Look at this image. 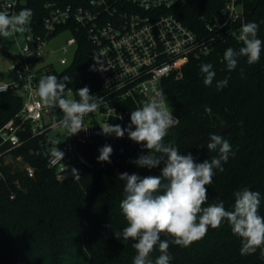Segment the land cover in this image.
<instances>
[{
    "label": "trees",
    "instance_id": "1",
    "mask_svg": "<svg viewBox=\"0 0 264 264\" xmlns=\"http://www.w3.org/2000/svg\"><path fill=\"white\" fill-rule=\"evenodd\" d=\"M80 4L88 0H27L36 25L45 15L46 2ZM225 0H177L169 10L208 48L206 54L190 57L180 74L163 82L169 108L179 123L168 130L165 144H172L183 155L191 154L200 163L217 155L208 151L210 136H223L231 153L224 171L214 170L207 187L208 204L223 201L227 210L234 205V192L248 188L260 193V214L264 215V45L259 62L249 65L240 57L234 70H228L224 52L239 50L243 42L225 33L209 31L207 24L220 20ZM246 22L258 25L257 36L264 41V0H242ZM237 28L232 24L225 29ZM78 50L67 69L77 78L90 74L88 45L78 41ZM210 63L216 73L211 85L204 84L202 64ZM227 80V87L217 90V83ZM22 99L14 90L0 93V128L19 111ZM211 108V113L205 111ZM229 130L222 132L223 126ZM129 126V118L119 124ZM127 132L112 142L98 133L85 153L92 169L79 179L57 182L47 168L49 143L45 137H25L24 144L11 152L34 168L29 178L13 162L0 156V264H133L136 255L132 241L123 242L114 235L126 226L119 204L124 198L122 173L141 177L159 175L156 168L138 167L135 161L143 154L128 144ZM110 145L109 162H99V150ZM7 145L0 146V153ZM254 172V178L250 176ZM251 174V175H250ZM248 180V181H247ZM207 206V204L205 205ZM171 239L163 237L162 239ZM189 247L171 246L170 264H264L261 249L241 255V239L225 221ZM160 255L158 247L151 254L153 262ZM202 257V258H200Z\"/></svg>",
    "mask_w": 264,
    "mask_h": 264
},
{
    "label": "built area",
    "instance_id": "2",
    "mask_svg": "<svg viewBox=\"0 0 264 264\" xmlns=\"http://www.w3.org/2000/svg\"><path fill=\"white\" fill-rule=\"evenodd\" d=\"M176 1L88 0L80 4L48 1L38 25L32 11L25 44L16 53L6 54L12 60L10 69L15 80L12 83L0 80V93L14 90L22 99L19 111L0 128V146L7 145L0 156H11L12 151L22 147L27 136L45 137L49 143L47 168L57 182L71 181L75 179L73 168L79 175L92 169L85 147L102 133L100 126L105 122L116 125L129 118L130 124L131 112L154 98L157 91L163 93L162 99L169 108L163 88L165 79L180 74L190 57L208 52L207 46L169 13ZM23 8L30 9L27 0H0V11L15 14ZM219 18L207 24V29L214 32L224 29L240 41L241 27L246 23L242 0H225ZM235 23L237 28L225 29ZM63 34L67 37L59 48L56 63L40 62L49 44ZM79 39L89 48L91 76L86 73L77 78L67 69L75 59ZM49 74L70 77L71 82H65L66 98L71 92V98L78 100L76 91L85 86L90 94L103 97L100 108L84 117L86 130L66 137V131L59 126L63 113L59 108L44 105L35 94L39 79ZM107 137L112 142L117 139L114 133ZM126 137L129 146L140 154L147 150L143 144L129 139L128 134ZM52 140L60 144L54 145ZM57 146L64 153L63 160L52 156ZM16 159L22 161L20 157ZM22 171L29 178L34 176V168L28 163L23 162Z\"/></svg>",
    "mask_w": 264,
    "mask_h": 264
},
{
    "label": "clouds",
    "instance_id": "3",
    "mask_svg": "<svg viewBox=\"0 0 264 264\" xmlns=\"http://www.w3.org/2000/svg\"><path fill=\"white\" fill-rule=\"evenodd\" d=\"M32 14L28 8L15 14L0 11V37L7 39L27 31ZM257 33L258 25L255 22L242 25L238 39L243 42V46L239 50L229 47L224 52L223 60L228 70L237 67L240 57H246L249 65L259 62L264 41L258 38ZM212 69L210 63L200 67L206 86L212 84L216 75ZM65 82L70 83V77L58 78L52 74L42 76L35 94L44 105L59 108L63 113L59 126L66 131V137H70L86 130L84 117L100 108L103 97L90 94L89 88L85 86L76 91L78 100L71 98V92L66 98ZM227 84V80L219 81L217 90H222ZM162 96L163 93L157 91L154 98L133 110L126 129L107 122L100 126L105 136L114 133L117 138H122L127 132L129 139L143 144L148 154L133 161L138 167L152 169L161 162L164 164L159 175L141 177L127 172L119 175L118 179L124 182V198L119 207L126 226L122 231L115 230V237L123 242H133L132 247L136 251L133 264H170L171 246L189 247L201 240L209 228L217 229L227 221L233 234L241 239V255L254 254L257 249H261L260 254L264 258V215L260 214L258 191L244 188L234 192L232 210H227L223 201L207 203L206 186L212 183L214 170L224 171L223 163H227L232 151L230 143L223 136L212 134L207 149L217 152V155L200 163L190 153L183 155L172 144H165L168 130L179 120L166 106ZM205 111L210 114L211 108L206 107ZM52 143L60 144L56 140H52ZM112 152L110 145L103 146L99 150L98 161L110 163ZM52 156L63 160L64 153L57 146L53 148ZM72 174L75 179L80 178L75 168ZM162 236L171 239H162ZM157 247L160 255L153 262L151 254Z\"/></svg>",
    "mask_w": 264,
    "mask_h": 264
},
{
    "label": "rangeland",
    "instance_id": "4",
    "mask_svg": "<svg viewBox=\"0 0 264 264\" xmlns=\"http://www.w3.org/2000/svg\"><path fill=\"white\" fill-rule=\"evenodd\" d=\"M67 37V34L61 35L57 40L53 41L48 46V51H45L44 54L40 57V62L44 61L45 63L53 62L56 63V57L58 56L59 48L63 40ZM25 44V32L16 33L9 36L7 39L0 37V78L6 83H12L15 80L14 72L10 69L12 60L6 56L7 53L14 54L18 51L19 46ZM52 51V52H51ZM54 54V55H53ZM226 131L229 130L228 125L226 124ZM5 163L13 162L14 165H17L22 169L23 162L18 159H13L11 156L4 157ZM251 175V174H250ZM254 178V172L250 178ZM248 181V180H247ZM198 245H201V241L195 242ZM202 258V257H200Z\"/></svg>",
    "mask_w": 264,
    "mask_h": 264
},
{
    "label": "water",
    "instance_id": "5",
    "mask_svg": "<svg viewBox=\"0 0 264 264\" xmlns=\"http://www.w3.org/2000/svg\"><path fill=\"white\" fill-rule=\"evenodd\" d=\"M227 127L226 125L223 126L222 132L226 131Z\"/></svg>",
    "mask_w": 264,
    "mask_h": 264
},
{
    "label": "crops",
    "instance_id": "6",
    "mask_svg": "<svg viewBox=\"0 0 264 264\" xmlns=\"http://www.w3.org/2000/svg\"><path fill=\"white\" fill-rule=\"evenodd\" d=\"M0 80H2V79L0 78Z\"/></svg>",
    "mask_w": 264,
    "mask_h": 264
}]
</instances>
